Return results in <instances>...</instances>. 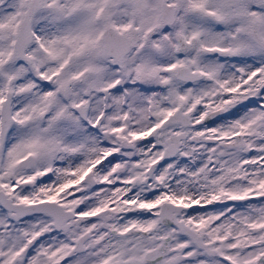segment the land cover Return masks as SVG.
<instances>
[{
    "label": "snow or ice",
    "instance_id": "6c2138e0",
    "mask_svg": "<svg viewBox=\"0 0 264 264\" xmlns=\"http://www.w3.org/2000/svg\"><path fill=\"white\" fill-rule=\"evenodd\" d=\"M0 264H264V0H0Z\"/></svg>",
    "mask_w": 264,
    "mask_h": 264
}]
</instances>
